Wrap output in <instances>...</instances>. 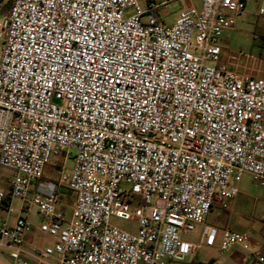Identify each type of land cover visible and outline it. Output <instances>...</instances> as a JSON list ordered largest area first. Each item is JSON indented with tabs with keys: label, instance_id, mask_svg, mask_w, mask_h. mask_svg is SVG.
<instances>
[{
	"label": "built area",
	"instance_id": "2783aa9c",
	"mask_svg": "<svg viewBox=\"0 0 264 264\" xmlns=\"http://www.w3.org/2000/svg\"><path fill=\"white\" fill-rule=\"evenodd\" d=\"M172 1L13 0L0 17V251L11 264L182 261L215 245L206 217L228 209L243 174L264 187V76L238 72L220 45L245 1L201 0L166 25ZM60 156L56 180L43 179ZM30 206L41 244L27 238ZM112 217L135 219V232ZM197 225L201 241L184 240ZM218 246L264 263L250 229H222Z\"/></svg>",
	"mask_w": 264,
	"mask_h": 264
},
{
	"label": "rangeland",
	"instance_id": "374dc122",
	"mask_svg": "<svg viewBox=\"0 0 264 264\" xmlns=\"http://www.w3.org/2000/svg\"><path fill=\"white\" fill-rule=\"evenodd\" d=\"M140 7L143 8L149 1L162 2L164 0H138ZM185 0H173L166 10L161 11L164 24H172L176 13L184 6ZM10 5L7 4V10ZM264 11V6L261 7ZM260 5L254 4L248 9V13H241L237 18L234 29L224 33L220 45L223 49V56L232 67L238 72L262 77L264 76V54L262 48L264 44V15H259ZM258 12V14L256 13ZM131 11H127L130 14ZM244 55H246L244 57ZM63 162V157L60 156L53 165L45 168L43 179L56 180V170L59 169ZM72 159L69 158L65 162V171L70 173L72 170ZM10 176V171L0 169V184L3 189L7 190L6 179ZM240 194L238 195L239 201L237 203V217L243 220L246 224L261 223L264 221V187L255 185L252 177L245 173L242 175L239 183ZM69 198H71L69 196ZM64 203H66L67 214L70 213L71 200L62 196ZM69 200V202H68ZM20 202L13 200L12 205L16 209ZM28 220L33 224H38L41 220L36 209L32 206L29 207L28 212L25 214ZM216 220L214 214H209L206 217V224L213 223ZM111 223L119 229L127 232L134 233L137 226L135 219L120 220L112 217ZM258 225V224H257ZM202 226L197 225L192 232H182L181 236L184 240L193 243L201 241L200 232ZM220 233H217L216 245L214 247H198L193 253L184 257L182 261H171L169 264H197L198 261L206 262L211 258L218 256L219 251L217 245L219 244ZM44 239L43 235H39L37 244H41Z\"/></svg>",
	"mask_w": 264,
	"mask_h": 264
},
{
	"label": "crops",
	"instance_id": "0c3cea01",
	"mask_svg": "<svg viewBox=\"0 0 264 264\" xmlns=\"http://www.w3.org/2000/svg\"><path fill=\"white\" fill-rule=\"evenodd\" d=\"M244 1L246 4V9L244 10L243 13H248V9L256 3L257 4L259 3L260 5L259 10H262L261 7L264 6V0H244ZM12 3H13V0H0V17H2L8 12L10 7L7 10V4L11 6ZM189 5L198 8L201 5V0H185L183 7H188ZM256 13L258 14V12ZM263 15H264V11L262 13V16ZM238 201H239V197L237 196L234 200H232L229 203V207L226 210L221 209L218 204L215 205L213 210L209 214H214L216 217V220L213 223H209L207 225L217 227L218 232L220 233V237H221V230L224 228H228L232 231H237V232H242L247 229H250L251 237L253 240V246L251 248L253 250L257 248H261L263 255H264V221L261 223L257 222V223L249 225V224H246L243 220L239 219L237 217V210H236ZM3 217H4V213L0 210V218H3ZM263 219H264V215H263ZM32 225H33V229L27 235V238L32 243L37 244V240H38L40 233L38 232L36 228L37 224L32 223ZM220 237H219V243H220ZM45 240L48 243L52 242V240L49 238H45ZM218 245L216 248L219 251ZM212 247H214V245ZM0 264H11L7 253L4 251H0ZM197 264H256V262L253 260V257L250 256L249 252L244 251L241 248L235 246L223 256H221L220 251H219V254L217 257L211 258L206 262L198 261Z\"/></svg>",
	"mask_w": 264,
	"mask_h": 264
}]
</instances>
